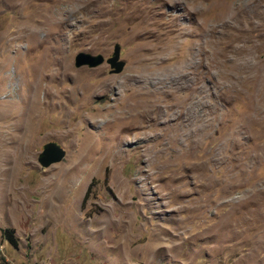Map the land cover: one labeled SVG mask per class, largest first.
Masks as SVG:
<instances>
[{
  "label": "rangeland",
  "instance_id": "obj_1",
  "mask_svg": "<svg viewBox=\"0 0 264 264\" xmlns=\"http://www.w3.org/2000/svg\"><path fill=\"white\" fill-rule=\"evenodd\" d=\"M0 264H264V0H0Z\"/></svg>",
  "mask_w": 264,
  "mask_h": 264
},
{
  "label": "water",
  "instance_id": "obj_2",
  "mask_svg": "<svg viewBox=\"0 0 264 264\" xmlns=\"http://www.w3.org/2000/svg\"><path fill=\"white\" fill-rule=\"evenodd\" d=\"M120 49V45L115 43L112 54L107 58L101 53L78 52L74 57L75 66L87 65L88 67H96L106 62L109 65L110 73H120L125 66V61L120 59ZM64 156L65 150L56 142L49 141L44 145L38 157V162L42 167H48L53 163L61 161Z\"/></svg>",
  "mask_w": 264,
  "mask_h": 264
},
{
  "label": "trees",
  "instance_id": "obj_3",
  "mask_svg": "<svg viewBox=\"0 0 264 264\" xmlns=\"http://www.w3.org/2000/svg\"><path fill=\"white\" fill-rule=\"evenodd\" d=\"M6 232H8V231L6 230ZM7 237H8V239L10 241H12L13 243H15V240L13 239V234L11 233V230H9V234H7Z\"/></svg>",
  "mask_w": 264,
  "mask_h": 264
},
{
  "label": "bare ground",
  "instance_id": "obj_4",
  "mask_svg": "<svg viewBox=\"0 0 264 264\" xmlns=\"http://www.w3.org/2000/svg\"><path fill=\"white\" fill-rule=\"evenodd\" d=\"M67 73V72H66Z\"/></svg>",
  "mask_w": 264,
  "mask_h": 264
}]
</instances>
